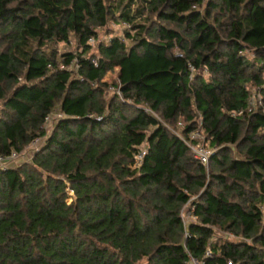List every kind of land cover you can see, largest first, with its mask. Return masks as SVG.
<instances>
[{"label":"trees","instance_id":"16d2710c","mask_svg":"<svg viewBox=\"0 0 264 264\" xmlns=\"http://www.w3.org/2000/svg\"><path fill=\"white\" fill-rule=\"evenodd\" d=\"M36 139L0 264H264V0H0V156Z\"/></svg>","mask_w":264,"mask_h":264},{"label":"built area","instance_id":"2783aa9c","mask_svg":"<svg viewBox=\"0 0 264 264\" xmlns=\"http://www.w3.org/2000/svg\"><path fill=\"white\" fill-rule=\"evenodd\" d=\"M90 41H92V39H90ZM94 65L97 64L96 60H93ZM118 94H120L119 90L117 89ZM239 114V113H237ZM61 117V114L56 115V118ZM52 117L48 116L47 117V121H51ZM182 123H179L180 126ZM199 133L201 134V132L199 131V129H196L194 131H191L189 133V139H184L183 140L188 144V146L190 147L191 150V154L192 157L197 160L198 162H200L202 165H204L205 167L208 166V162H209V157L211 155V150L207 147V145H205V140L204 137L202 138L201 135H199ZM177 135L179 137H181V134L177 133ZM38 142H40V139H36L35 141L32 142V146H36L38 144ZM37 143V144H36ZM37 148V147H36ZM144 155V149H142L137 155H136V159H141L142 156ZM18 159V154L16 152H12L9 156H0V166H4L5 164H7L8 162H12ZM187 207V213L188 215L191 216V219H187L185 220L184 218V214L182 213L181 217L184 223H187L188 221L194 219V215H193V206L191 205V203H187L186 204ZM207 255L210 254V251L208 250L206 252ZM194 260V259H191ZM192 262V261H191ZM195 264H206L204 262H197L196 260H194ZM228 264H231L230 262Z\"/></svg>","mask_w":264,"mask_h":264},{"label":"rangeland","instance_id":"374dc122","mask_svg":"<svg viewBox=\"0 0 264 264\" xmlns=\"http://www.w3.org/2000/svg\"><path fill=\"white\" fill-rule=\"evenodd\" d=\"M114 29H117V28H119V26H112ZM117 32H118V30H117ZM66 47L65 46H61L60 45V49H65ZM118 70L117 69H115L114 71H112V72H108L106 75H105V77L103 78V81H105V82H107L108 84H110V85H113V83L116 81L117 82V75H118ZM113 91H115V92H117V88L116 87H114V85L112 86V87H110V92L112 93ZM118 95H120V94H118ZM182 125V124H181ZM174 130V129H173ZM174 131H177V133H179L178 132V130H174ZM199 135H201V137L203 138L204 136L202 135V134H200L199 133ZM41 140H43V139H41ZM41 140H40V142H38V144L36 145V146H29V147H27L26 149H25V151L22 153V155H21V158H19V159H17L16 161H14L13 162V165H15V164H18L19 162H23V161H30V159H31V156H32V154H33V152L35 151L34 149H35V147H38V145L41 143ZM41 145V144H40ZM205 145H207V144H205ZM208 167V166H207ZM206 167V168H207ZM68 201H70V199H68ZM183 214H184V218H185V220H187V219H191V216L190 215H188V213H187V207H186V205H185V207H184V212H182ZM224 237H229V238H234V236L231 234V233H227V232H220ZM192 262H190L189 264H195V262H194V260H191Z\"/></svg>","mask_w":264,"mask_h":264}]
</instances>
